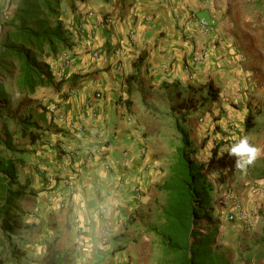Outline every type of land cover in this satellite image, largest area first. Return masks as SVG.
Returning a JSON list of instances; mask_svg holds the SVG:
<instances>
[{
  "label": "crops",
  "instance_id": "obj_1",
  "mask_svg": "<svg viewBox=\"0 0 264 264\" xmlns=\"http://www.w3.org/2000/svg\"><path fill=\"white\" fill-rule=\"evenodd\" d=\"M9 1L0 0L5 12ZM253 2H76L64 18L68 45L41 59L54 83L32 93L15 87L4 107L17 100L3 115L1 138H12L15 150L3 151L21 159L17 184L25 190L6 215L17 223L11 237L0 224L2 264H161L153 230L164 223L161 187L182 134L204 164L219 226L236 202L261 209L228 221L241 241L224 257L264 264V89L257 90L264 86L256 59L264 49L253 34ZM191 13L214 20V32L204 34ZM206 48L194 62V51ZM230 119L241 123L232 137L262 150L246 170L234 167L222 141Z\"/></svg>",
  "mask_w": 264,
  "mask_h": 264
},
{
  "label": "trees",
  "instance_id": "obj_2",
  "mask_svg": "<svg viewBox=\"0 0 264 264\" xmlns=\"http://www.w3.org/2000/svg\"><path fill=\"white\" fill-rule=\"evenodd\" d=\"M77 1L15 0L11 12L8 9L13 0H10L7 12H1L0 73L5 79L0 78V109L7 104L8 87H16L19 93H32L39 85L54 83L49 63L41 59L56 57L58 49L68 45L64 18L69 10L75 9ZM9 80L14 83L9 84ZM0 120L2 130L6 131L7 118L0 114ZM246 123L249 127V117ZM182 135L174 162L168 168L169 175L161 187L165 194L164 223L153 230L159 238L161 264H230L216 247L219 221L206 232L199 229L202 219L208 218L209 222L213 219L212 187L203 171L204 164L193 160L195 150ZM11 139L10 136L2 139L0 135V224L5 232L9 231V237L17 226L6 216L9 206L25 190V185L17 184L16 164L21 159L4 154L6 150H15ZM2 212H5L3 216ZM3 261L0 258V264Z\"/></svg>",
  "mask_w": 264,
  "mask_h": 264
},
{
  "label": "rangeland",
  "instance_id": "obj_3",
  "mask_svg": "<svg viewBox=\"0 0 264 264\" xmlns=\"http://www.w3.org/2000/svg\"><path fill=\"white\" fill-rule=\"evenodd\" d=\"M253 1L254 2L252 4L251 8H249V14L253 15L254 20L256 21V25L254 26V33L253 34L257 38V45L260 47V49H264V2H259L260 0H253ZM4 4L5 3H2L0 6V17L2 16L1 12H5ZM3 17H5V16L3 15ZM256 59H257V63H259L258 64V68H259L258 69V81L260 83L262 82L263 86H264V55H258V53H257ZM0 78H5V75L0 73ZM263 89H264V87L262 88L261 86H259V88L257 90L259 92H261V90H263ZM12 90H13L12 87H8V93L12 94V92H14ZM257 90L254 92V94L256 93L257 97L259 99L260 96H259V93L257 92ZM10 95L8 97V100L16 97V94L14 96H10ZM18 95L19 94L17 93V96ZM16 101L17 100H10V102H12V104L9 105L8 108L7 107L1 108L0 114L1 115H7V113L9 114L12 112V110L17 109L18 103ZM258 104H259V102L257 103V105ZM4 105L7 106V104H4ZM257 105H256V107H257ZM230 106H232V105H230ZM225 109L227 110L228 107H226ZM7 117H9V116L7 115ZM235 121H237V120H235ZM237 122L240 123L239 121H237ZM1 123H2V121L0 120V135L5 136L4 132H2L3 130H2ZM10 125L11 124H9V126ZM239 126H241V123ZM237 139H239V138H237ZM249 143H250V141H249ZM235 205H236V207H237V205H240V207L247 213V216L243 217V218H247V217L249 218L250 216L258 215V214H260V211H261L260 207H251L250 208V207H247L240 202H236ZM235 213L236 212H234V213L230 212L228 215H225L226 216L225 221H222L220 223L219 234H217V236H216V243H217L216 247H217L218 251L221 252L223 254V256H224V254H226L227 257H230L231 255L232 256L235 255L236 251H238V250H236L237 249V243H239V241H241L240 239H238V241L236 240L235 236H233V233L235 230H231L232 228L228 226V224H229L228 221L229 222L232 221L231 223H233V221L236 220L235 219L236 218ZM230 215H234V218H232V219L229 218ZM216 219H217L216 216H213V219L211 222L208 221V218L202 219L203 224L198 225L199 229L203 232H206L209 229L208 228L209 226L214 225V222L216 221ZM246 224L248 225L249 222ZM158 250H159V255H160L159 246H158ZM233 259H231V260H233Z\"/></svg>",
  "mask_w": 264,
  "mask_h": 264
},
{
  "label": "built area",
  "instance_id": "obj_4",
  "mask_svg": "<svg viewBox=\"0 0 264 264\" xmlns=\"http://www.w3.org/2000/svg\"><path fill=\"white\" fill-rule=\"evenodd\" d=\"M191 19L195 22H197L201 27H202V31L204 32V34L208 35L210 33H213L216 27V23L214 20H209L207 18L204 17H198L196 14L191 13ZM209 53V50L206 49H202V50H195L194 54L192 56V60L194 62H198V61H202L205 59L206 55ZM71 56L69 54H65L64 55V59H63V64L64 66H67L71 63ZM49 111L54 112V106H51L48 108ZM240 123H238L237 121L230 119L228 120V125H227V129L223 132L222 134V141L227 144L228 146H232L233 144H236L239 142L240 139L234 138L232 137V134L237 132L239 130V126ZM136 193L138 194V196L140 195V190L137 187L135 189ZM236 213L242 217H246L247 213L240 207V205H237L236 207ZM229 218H234V215H230ZM106 233V231H105Z\"/></svg>",
  "mask_w": 264,
  "mask_h": 264
},
{
  "label": "clouds",
  "instance_id": "obj_5",
  "mask_svg": "<svg viewBox=\"0 0 264 264\" xmlns=\"http://www.w3.org/2000/svg\"><path fill=\"white\" fill-rule=\"evenodd\" d=\"M261 149L249 143L248 138L244 137L238 143L228 148L230 157H235L234 167L236 169L246 170L261 155Z\"/></svg>",
  "mask_w": 264,
  "mask_h": 264
}]
</instances>
